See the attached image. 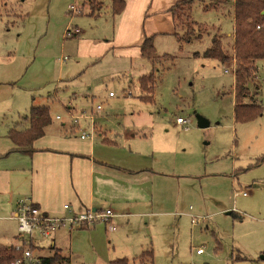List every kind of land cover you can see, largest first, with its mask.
<instances>
[{"label":"rangeland","instance_id":"1","mask_svg":"<svg viewBox=\"0 0 264 264\" xmlns=\"http://www.w3.org/2000/svg\"><path fill=\"white\" fill-rule=\"evenodd\" d=\"M82 1L0 0V78L18 80L15 85L0 86V133L7 135L11 127L27 122L32 88L40 104L53 105V115L60 110V102L40 99V95L56 91L62 102L73 96L78 109L85 108L88 113L91 106L100 104L101 123L113 132L133 133L135 123L151 125L149 120H156L155 133L164 134V124L183 117L189 123L188 130L167 128L184 141L185 154L179 155L193 159L194 177L185 181L194 184L196 199L184 201L180 213L173 216V221L177 216L182 222L175 234L167 233L162 244H157L155 264H264V60L256 62L257 72L249 84L252 95L244 100L260 105L261 113L252 120L236 121L235 62L223 64L203 57L214 37L222 40L225 50H233L232 3L212 5L213 0H192L189 7L182 3L195 23L192 34L178 28V36L158 35L153 42L157 54L165 59L153 65L145 57L114 55L111 49L100 62L95 57L78 58V42L64 39L62 26L84 23L85 38L93 30L97 43L111 38L113 31L108 9L112 0H104L100 24L92 28L86 14L66 8ZM26 13L24 22H19ZM24 26V34L29 31L33 44L29 43L31 38L19 40V28ZM25 54H31L35 61H21L19 56ZM151 71L155 76L153 100L142 101L138 77ZM59 74L63 79L56 85ZM110 91L114 97H108ZM198 116L209 125L200 127ZM244 191L248 195L244 196ZM87 229L73 230L62 245L64 256L69 251L75 255L73 264H105L103 256L124 257L118 248L125 247L127 241L115 245L108 235L105 246L99 241L96 245ZM19 236L31 238L29 234ZM38 238L36 235V244H42ZM3 240L0 242L7 243ZM199 247L204 254H197Z\"/></svg>","mask_w":264,"mask_h":264},{"label":"crops","instance_id":"2","mask_svg":"<svg viewBox=\"0 0 264 264\" xmlns=\"http://www.w3.org/2000/svg\"><path fill=\"white\" fill-rule=\"evenodd\" d=\"M178 1L126 0L122 13L114 15L112 0L108 8L112 13L113 31L109 34L111 38L97 43L99 38L93 30H90L92 35L85 38L87 26H84V23L67 24L66 28L62 26V37L77 40L75 49L78 58L95 57L96 62H100L110 49L114 55L143 57L141 44L146 37L153 36L156 41L158 35H176L171 8ZM69 4L66 8L70 12V6L75 4L80 7L78 14H86L88 27L100 24L104 0L95 1V10L86 0ZM27 14L19 18V22H24ZM85 24L87 25L86 22ZM76 29L79 31L76 32ZM25 31V26L19 28V40L27 41L31 38L29 43L33 44L32 35L29 31L24 34ZM68 31H72V34L67 35ZM154 45L158 49L155 42ZM19 58L21 61L26 60L25 62L35 61L31 54ZM145 74L138 77V82ZM0 79V86H12L18 82L16 77ZM62 79L59 74L54 80L56 85ZM29 90L32 92L29 110L33 105H48L52 108L53 105L40 104L35 89ZM110 92L108 97H114L115 94L111 96ZM141 92L139 98L148 101L144 98L145 93L142 90ZM40 99L55 100L58 104L60 102L61 106L60 110L52 114L53 122L46 128L45 134L35 141L31 153L16 151L8 135L0 133V214L3 215L0 239L7 241L0 243H20L16 219L17 202L20 199H30L42 211L51 215H69V210L64 209L65 204H69L77 212L111 209L113 215L107 222H99L87 229L90 240L96 245L99 241L105 246L106 238L110 235L109 241H115V245H123L124 241H127L125 247L118 248L121 253L119 254L124 255L121 258L132 261L143 251L152 248L155 259L158 253L157 244H162L167 233L172 231L175 234L176 228L182 222L177 216L173 221V216L180 213L178 210L185 202L196 199L194 184L185 181L194 177L193 159L179 155L180 152L185 154L186 150L182 149L184 141L180 134L174 136L170 133V128H167L172 126L184 130L182 124L176 119L169 125H159L164 132L159 135L155 133L154 128L158 125L156 120H149L152 121L151 125L141 121L135 123L137 130L133 133L113 132L101 123L102 109L97 111L95 106H91L89 113L95 116L96 134L93 139H82L81 128L88 127V120L82 119L80 125H75L65 116L67 113L86 112L85 108L78 109L75 105V97L69 96L62 102L54 91L40 95ZM58 115L62 117L57 118ZM184 215L187 219L191 218L189 214ZM191 220L192 223L196 222L195 217ZM73 230L62 227L48 239L39 236L38 239L43 243L36 244L37 239L33 241L39 247L33 251L34 255L51 256L54 248L63 252L62 245L65 244L67 236L72 235ZM197 254H204V251ZM127 255H132V258ZM65 257L73 264L75 255L71 254V251L67 252ZM121 258L103 256V261L105 264H112V261ZM134 264H138V261Z\"/></svg>","mask_w":264,"mask_h":264},{"label":"trees","instance_id":"3","mask_svg":"<svg viewBox=\"0 0 264 264\" xmlns=\"http://www.w3.org/2000/svg\"><path fill=\"white\" fill-rule=\"evenodd\" d=\"M96 0H90V5L94 9ZM192 0H179L171 8L175 26L176 35L178 28L187 34H192L194 21L191 20L187 13V8ZM182 3L188 4V7L180 6ZM232 3L234 8V41L233 50L230 52L224 49L222 40L219 37L212 39V46L203 53V57L218 60L223 64H232L235 62V117L236 121H248L257 117L261 113V106L256 102H245L247 97H251L250 81L257 72L258 60H264V27L257 28L258 25L264 24V0H213L212 5ZM126 0H113V14H121L125 8ZM95 10V9H94ZM2 14L0 13V16ZM26 15V14H25ZM24 15V16H25ZM186 37V36H185ZM188 37V36H187ZM141 52L153 65L165 59L157 54V49L152 37H146L141 44ZM154 71V70H153ZM155 76L153 72L147 73L140 77L139 85L145 93L146 100H153L155 92ZM26 123L20 122L18 125L11 127L7 133L8 137L15 145L16 151L31 153L34 149V143L41 138L46 128L53 122V116L50 106L33 105L25 117ZM21 248L17 249V244L0 243V264H11L17 259H21L24 250L30 248L36 251L39 247L31 241L20 237ZM36 264H67L68 257H65L60 249L54 248L51 256H37ZM239 258V257H238ZM242 259V256H240ZM134 264H155L154 251L152 248L143 251L135 259ZM128 258H121L112 261V264H131Z\"/></svg>","mask_w":264,"mask_h":264},{"label":"built area","instance_id":"4","mask_svg":"<svg viewBox=\"0 0 264 264\" xmlns=\"http://www.w3.org/2000/svg\"><path fill=\"white\" fill-rule=\"evenodd\" d=\"M70 10L77 13L79 8L75 4H72L70 6ZM262 27H264V24L257 26L258 29ZM78 31L79 30L76 29V32ZM71 34L72 31L67 32V35ZM110 95L113 96L114 93L110 92ZM95 108L97 111H101L102 106L98 104ZM57 118H61V116L58 115ZM68 118L75 125H80V120L82 119L88 120V127L85 129L81 128V138L93 139L95 137L96 124L93 113H69ZM177 122L182 124L185 130L189 129V123L185 118L178 117ZM243 195H248V191H244ZM17 203L18 207L16 219L18 220V232L20 234L31 235L30 239L23 237L26 239L25 241L35 240L36 235H39L42 238L52 237L53 234L62 227H67L70 230L75 228H90L99 222H107L109 217L113 215L111 209H107L105 211H94L89 209L84 212H77L74 211L69 204L64 205V209L69 210V215H51L42 211L36 204L31 202L30 199H20ZM111 229H114V227H111ZM16 248L20 249L21 244H17ZM203 251V248L197 249V253H202ZM38 260L39 259L34 255L33 251L30 248H26L21 259H17L11 264H36L38 263ZM68 264H70V262H68Z\"/></svg>","mask_w":264,"mask_h":264},{"label":"water","instance_id":"5","mask_svg":"<svg viewBox=\"0 0 264 264\" xmlns=\"http://www.w3.org/2000/svg\"><path fill=\"white\" fill-rule=\"evenodd\" d=\"M198 124L200 127H206L209 125V121H207L204 117L198 116Z\"/></svg>","mask_w":264,"mask_h":264}]
</instances>
